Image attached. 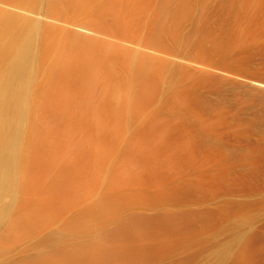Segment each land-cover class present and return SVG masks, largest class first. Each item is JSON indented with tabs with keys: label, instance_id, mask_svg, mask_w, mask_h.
<instances>
[{
	"label": "rangeland",
	"instance_id": "obj_1",
	"mask_svg": "<svg viewBox=\"0 0 264 264\" xmlns=\"http://www.w3.org/2000/svg\"><path fill=\"white\" fill-rule=\"evenodd\" d=\"M7 1L0 0V14L56 29L62 37L76 35L96 42L98 52H111L121 60L129 55L138 63L133 68L140 69L143 82L135 79L139 95L133 81V86L127 85L133 90L129 95L135 92L138 98L129 97L126 89L124 92L126 85L121 87L122 96L138 103L122 129H115L114 113L105 118L107 127L97 128L80 117L86 112L84 94L76 96L87 90L81 86L70 90L71 97H76L71 101L78 98L81 103L77 100L70 107L72 112L67 110L75 114L76 119L70 114L69 118L77 129L72 121L68 125L66 117H59L61 110L48 108L42 116H35L41 146L35 145L40 149L39 156L35 155L42 164L36 171L44 168L39 175L45 177L35 187L42 186L37 190L41 191L19 196L15 192L5 196L1 205L12 207L16 198L24 202L26 211L47 200L52 214L40 216L39 225L28 217L27 210L26 219H31L34 230H22L2 242L0 264H79L81 255L91 253L94 264H264V0H118L123 7L119 8L121 15L117 14L120 19L116 12L111 13L121 7L116 4L107 15L99 10L95 14L92 10L54 11L46 2L27 10ZM122 62L117 58L109 64L121 80L130 72V66L126 69ZM103 78L97 77L99 82L91 93L95 99H102L104 89L100 88L112 82ZM102 128L112 131L115 139L108 147L105 140L96 142L106 135ZM82 138H96L98 146L80 148L76 142ZM78 147L81 153L94 154L98 149L95 154L100 156L86 157ZM62 164L74 167L77 182L96 176V169L92 176V165L100 168V178L96 176L100 180L93 184L99 187L86 186L78 198L69 196L68 190V195L63 193L66 187L57 192L61 187L54 188L52 180L60 183L68 177V172L61 176L62 169L66 172ZM103 195L125 204L92 232L70 230L71 222L96 206ZM23 209L16 217L12 215L18 227L19 220L26 217H22ZM101 241L103 249L97 245ZM91 244L94 251L87 256L80 253L79 249Z\"/></svg>",
	"mask_w": 264,
	"mask_h": 264
},
{
	"label": "bare ground",
	"instance_id": "obj_2",
	"mask_svg": "<svg viewBox=\"0 0 264 264\" xmlns=\"http://www.w3.org/2000/svg\"><path fill=\"white\" fill-rule=\"evenodd\" d=\"M8 1H10V3H14V4H17L19 6H23L24 8H27V10L38 7L39 5L44 4V2H46L48 4L49 8L54 10V11H62L61 9H64L65 12L71 11L70 13H73V14L76 12L79 13L80 11L81 12L86 11L88 13V11L91 12V10L93 13V12H97L99 10L98 11L99 13L103 14V11H104V14L107 13V15H108L109 10L111 12V9L114 10L116 5L117 6L121 5L118 2V0H116V2H115V0H8ZM108 4H110V5H108ZM113 4L114 5L116 4V5L114 6ZM107 5H108V7H107ZM111 5H112V7H111ZM136 6H138V5H136ZM119 8L122 9L123 8L122 5H121V7H117L116 11L114 10L111 13L116 12V13H114V15L116 14V16L118 17V15H121ZM106 9H108V10H106ZM64 10H63V12H64ZM135 10H137V8H135ZM59 13H57V14H59ZM93 14H95V13H93ZM97 18H99V17L97 16ZM121 18H123V17H121ZM118 19H120V18L118 17ZM36 23L37 22L34 23V22H31L28 20L20 19V18L15 17V16H10L7 14L6 15L0 14V244L7 243L8 239H11V237H13L14 235L22 233L21 232L22 230H23V232H27V231L29 232V230L30 231L34 230V229H32L34 224H32L33 222L31 223L30 220L32 219V221H35V223H37V222L39 223V221H41L40 216H48L50 211L52 212V209H51L52 207H49L50 205L47 202V200L44 201L45 203L42 202V205L45 204V206L40 205L41 203L40 204L36 203V207H38V206H40V207L36 208L35 210L32 209V208H34V207H32V205H31V207H29L30 206L29 205L28 206L29 208L27 209L28 211L27 210L26 211L28 212V217H30L31 219L27 220L29 218H27V216L25 215L26 211L24 209H26V208H25L24 202H21L20 199L16 200V198H15L14 199L15 201H14V204L12 207L1 205V200L5 196L9 197V195H11L15 192L18 194L17 196H19L22 194H28L27 192H30V191L31 192L33 191L36 193L37 192L39 193L41 191V190L40 191H37V190H39L42 186L38 187L39 189H37V187H35V186H38L40 184L39 183L40 177H42L41 179L45 178V177H43V173H41V175H39L41 172L40 170L41 169L43 170L44 168H42L40 166L41 169L38 170L39 172L36 171V167L38 165H42V164H38L39 160L38 159H37L38 161L36 160V158L39 156L38 151L40 149L39 150L36 149L35 145L37 144V147H39L40 145L37 142V139H38V137H37L38 131L36 129L37 127L35 128L36 125L34 126L35 122L33 121V119L36 118L35 116H37V115L39 116L40 114H41L40 116H42L45 109L54 108V109H57V111L61 110V113L59 111V115L60 114L61 115L60 116L57 115V116L61 117L63 115L64 117L67 118L66 119L63 117L64 119H66V124L71 125L72 118H73V116L75 117V114L74 115L70 114V112H72V109H70V107H73L74 104H72V103H74L75 101L77 102V100H78L77 104L81 103L80 102L81 100H79L78 98L79 97L81 98V92H83L84 95L82 94L83 95L82 99L84 101H82V103L85 104L84 109H86V112H85V110H83V112H84L83 113L82 112L83 108L81 107V112L84 114L83 116H80L81 118L83 117L84 120H87V122L88 121L91 122L95 127L98 128L102 124L105 125L106 119H108L109 116L113 115V113H114L113 116L114 117L116 116L115 117L116 118L115 129L117 127H118V129L119 128L122 129V128H125L124 126H127L126 125L127 121H130L132 119V117L130 115H133L132 114L133 110H132V112H130V111L135 106L134 104H138V103H136L135 100H132L131 98H129L132 95L134 96L135 92L138 95L140 94V92H137L139 90V87L135 85L136 84L135 79L138 80V83L143 80L141 78L140 69L135 71L137 68L136 66L138 65V63H137L138 61L136 62L137 64H134L135 63L134 60H132V57L129 58V55L125 56L127 58L122 57L124 60L125 59L127 60V62L125 63L126 60L125 61L123 59L121 60L120 59L121 56L119 58V56L114 55L115 56L114 57L113 53H111V52L109 53L108 51H106L107 53L103 52L101 50H100L101 52L100 51L98 52V50H97L98 45L96 46V44H95L96 42L94 43L90 40L88 41V40L81 39V37L80 38L75 37L76 35L71 37L69 35L65 36L63 34V37L64 38L66 37L65 39H63L62 34L57 32L56 29L52 30L53 28L51 29L49 27H48V29H44V26L39 27L38 26L39 24H36ZM56 33L60 34V35H57ZM67 37H69L70 40L66 41ZM63 40H65V41H63ZM126 54H128V53H126ZM134 56L135 55H133V58H135ZM117 58L120 60V62L123 61L120 64H123L124 67H126V69L130 66V68H128L130 70L127 69V72L132 71L131 69L134 67L133 64L136 65L135 66L136 68L135 69L133 68L134 72L132 71V74L130 72H128L129 74H127V75L125 74L127 76L125 79H123L125 76H123V78L121 77L122 80L123 81L125 80L126 83L123 82L119 78L118 72L116 73V75L114 74L116 72L115 71L116 68H113V65H112V70L110 68L109 64L111 62L113 63V59L116 60ZM136 58L138 59V56ZM45 62H47L49 64H47ZM124 63L127 64L128 66H126ZM129 63H130V65H129ZM44 64L45 65L47 64L48 66L44 67L45 66ZM99 70H102V71L98 73ZM103 70H105L104 72H106V75H107L106 77L103 74ZM112 71H114V73ZM101 73H102L104 78L102 77V75H100ZM32 76H34V77L32 78ZM38 77H40L42 79L38 80ZM97 77H99V80L102 78L103 79L106 78V82H110L108 79H110L112 81L111 83H107L106 85L103 86V87H105V86L107 87L109 84V86L107 88L106 87L100 88L101 91H103V89H104V94L101 93V95L105 96V97L103 96L104 98L102 97V99H100V100L98 98H96V99H98V100H96L95 95L91 94L93 91V88L94 87L96 88V86H97V81L99 82ZM107 77H109V78L107 79ZM148 77H149V75H148ZM127 78H129V79H127ZM140 78H141V80H140ZM131 81H133L136 89H135V92L132 93V95L131 94L129 95V93H131L133 91V90L131 92L129 91L132 88L127 89L128 88L127 85L133 84V83L131 84ZM95 83H96V85H95ZM112 83L114 85H112ZM121 83H125V84H121ZM146 84H147V82H146ZM111 85L113 87H111ZM123 85H126L123 90L125 92V89H126V94L129 95V97L128 96H122L121 87H123ZM145 85H142V86L145 87ZM80 86L83 87L82 89L86 88L87 90H85V89H84L85 91L80 90V92L77 94V96L75 94L76 97H78L80 94V96L77 98V100L75 99V101H71L73 98H76V97H71L70 90L72 88H76V87H80ZM146 86L148 87L149 85L147 84ZM137 88H138V90H137ZM90 89H92V90H90ZM84 92H86V93H84ZM142 92H145V90H143ZM134 97L138 98L139 96L136 95ZM63 104L64 105L68 104V105L66 107V106H63ZM137 106H139V105H137ZM67 110L68 111L71 110V111L68 112ZM69 114L71 116L73 115L71 119L69 118V117H71ZM67 115H68V117H67ZM81 118H80V120H81ZM111 118H112V116H111ZM115 118H113V122H114ZM73 119H76V118H73ZM128 119H130V120H128ZM72 122L74 123L73 127L75 128L76 127L75 124L77 125V123L74 121H72ZM107 122H108V120H107ZM60 123H61V121H60ZM62 123H63V120H62ZM68 127H70V126H68ZM68 127H66L67 129L64 130L66 133L62 130L63 134L64 133L67 134L70 131V130H68ZM105 127H107V126L105 125ZM77 128L78 127H76L75 129H77ZM109 128H111V126ZM109 128H108V130H109ZM113 128H114V126H113ZM99 129H101V128H99ZM104 129L102 128V130H104ZM106 130L107 129H105V131ZM80 131L82 132V130H80ZM52 132H54V131H52ZM81 132H78V133L81 134ZM111 132L112 131H106V133H104L106 135L103 137V139L97 138V141H96V138L93 140L82 138L80 141L76 142V144L78 143L79 144L78 146H80V148L81 147H88V146L90 148H94V146H95V148H96V144H97L96 142H98V140H105L104 142L106 143V145L107 144L109 145V144H111L110 142H113L115 140L114 138L112 139V136L110 135ZM40 133L39 134L42 135V132H40ZM53 136H51V137H53ZM48 138H50V137H48ZM61 140L63 142V139H61ZM111 140H113V141H111ZM43 143L45 144V140ZM98 144H100V142H98ZM98 144H97V146H98ZM108 145L105 147H108ZM50 146H51V144H50ZM80 148L78 147V149L81 153ZM97 148H99V147H97ZM42 149H44V148L42 147ZM51 149H52V151H54L53 147ZM97 150L98 149H96L94 151V154L91 153L92 151L85 152V153L82 152L81 154H84L85 156L87 154L86 157H89L88 155H92L96 159L98 156H100V154H95V153H98ZM57 151H55V152H57ZM35 153L38 154L37 157H36ZM47 155H48V153H47ZM84 157L81 156V159ZM48 159L51 160L50 158H48ZM81 159H78V160H81ZM82 161H81V163H82ZM96 161H98V160H95V162ZM76 162H77V160H76ZM73 164H75V163H73ZM73 164L71 167H73ZM80 164H78V165H80ZM67 165H69V164H67ZM67 165L62 164V166H63L62 168L66 167V172L65 171L63 172L64 169H62V175H61V176L65 177V173L68 172L67 178L64 179L62 177L63 178V180H62L61 177L58 178V176H60L59 175L60 173H57L56 178H58L59 180L61 179V182L59 183V182H56V181L51 179L53 181L52 182L53 187L57 186V185H59L61 187L59 190L57 189L58 191L54 189V194H58V193H56V191L59 192L61 190L60 192H62V188L66 187L68 189H66V192H64V190H63V193H66L68 195L69 194V193H67V190H68V192H70L69 196L72 195L74 198H78V197L83 195L82 194L83 188H84V190H86V188H88L86 186L92 185V187H99L98 185L93 186V184H98V182H99L98 180H100L97 178V177H99L97 175H100V168L97 169L96 166L92 165L93 167L91 170L94 171V174H92V176L95 175V172L97 170V173H96L97 177L94 176L88 180H87V178H83V179H85V181L80 179L81 181L77 182L79 176L76 174V172H74L75 171L74 167L72 169L70 167H67ZM59 168H60V166H59ZM45 169H47V168H45ZM59 172H60V169H59ZM110 173L112 174L111 171H110ZM45 174L46 173H44V175ZM58 179H56V180H58ZM41 181H43V180H41ZM55 183H57V184H55ZM42 184H43V182H42ZM42 184H40V185H42ZM49 186H51V185H49ZM59 186H57V188ZM33 187H34V189H33ZM53 187H51V191L53 190ZM54 188H56V187H54ZM44 191H46V190H44ZM48 191L49 190H47L46 193H49ZM52 195L53 194L51 192V196ZM53 197H55V196H53ZM111 198L107 195H103L101 200L99 201V203L96 204V206L95 205L91 206V208H88V209L84 210L82 213H80V215L75 218V221L71 222L72 225H70L71 228L69 226V229L72 230V228H73V230L75 229L76 231H79V232H92L93 230L96 229V227H99L98 225H100V223L104 224L110 217L113 216L114 211L117 209L118 206L121 205V207H122L125 204V202L123 203V200L116 199L119 201L115 200L116 201L115 202L114 199L112 198L113 199L112 200ZM49 202L52 204L51 201H49ZM126 202H128V201H126ZM41 206L43 208L45 207L44 210H42L43 208H41ZM30 208L32 210H30ZM21 209L24 210V212L22 210V213H21V214L24 213L22 217L23 218L25 216L26 217L24 218V220H19L20 227H18L16 220H13V219H14V217H16V212H18V214H19V211ZM39 209H41V210H39ZM117 211H118V209H117ZM14 212H15V214H14ZM27 212H26V214H27ZM18 214H17V217L19 216ZM50 214H52V213H50ZM12 215L13 216L15 215V216L13 217ZM50 217L51 216L49 215V218ZM49 218H47V219H49ZM38 219H39V221H37ZM42 219L44 220L45 217L44 218L42 217ZM3 222H9V224L7 223L8 224L7 227H4L5 229L3 228L4 230L1 229ZM40 223H39V225H40ZM39 225H38V227H39ZM25 229H27V230L25 231ZM75 230H74V232H75ZM102 241L100 242V244L97 243V245L100 246V248L103 246ZM91 245H89V247L86 246L85 248L79 249V250H81L80 253L86 254L88 252H91L93 249L95 250V246H93V244H91ZM103 248L104 247H102L101 249H103ZM105 248H106V246H105ZM73 252H75V251H73ZM77 253L78 252L76 251V254ZM74 255H75V253H74ZM87 255L88 254H86V256ZM67 256H65L64 259L67 260V258H68ZM70 256H71V254L69 255V258H70ZM76 256L78 258V255H76ZM88 256L89 257L84 256L85 257L84 258L81 255V257H79V260H77V258H74V260L73 259L72 260L73 261L77 260L79 264H94L95 260L93 257H92L93 259L91 258L92 253H91V256L90 255H88ZM60 263H61V261H60ZM62 263H64V262L62 261ZM71 263H74V262H71ZM37 264H39V263H37ZM45 264H47V263L45 262Z\"/></svg>",
	"mask_w": 264,
	"mask_h": 264
}]
</instances>
